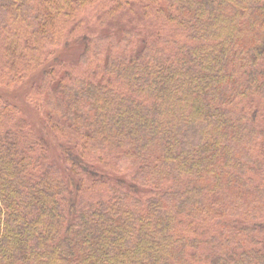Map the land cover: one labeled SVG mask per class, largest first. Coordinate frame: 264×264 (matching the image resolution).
<instances>
[{
    "label": "trees",
    "instance_id": "1",
    "mask_svg": "<svg viewBox=\"0 0 264 264\" xmlns=\"http://www.w3.org/2000/svg\"><path fill=\"white\" fill-rule=\"evenodd\" d=\"M36 72L39 134L0 95V264H264V0H0V86Z\"/></svg>",
    "mask_w": 264,
    "mask_h": 264
},
{
    "label": "rangeland",
    "instance_id": "2",
    "mask_svg": "<svg viewBox=\"0 0 264 264\" xmlns=\"http://www.w3.org/2000/svg\"><path fill=\"white\" fill-rule=\"evenodd\" d=\"M83 18H85L88 22V24L90 26H92L93 31H95V33H97L98 36L100 37H104V36H109L111 35L110 33V27H105V29L103 27H99L98 25L100 24L99 20L97 19V17L94 16V12L92 9L87 10L84 13ZM121 34V30L117 29L115 30V38L112 39H119V35ZM101 43H103V41H101ZM82 52V46L79 45L76 48H74L71 51L68 52H64V54H60V57L58 56V59L55 60L53 57H51L50 60H48V63L46 64V67L49 68H53L55 70H57L59 73H61L62 71H64V69L61 66H65V68H69L70 66L75 67L77 70V72L79 74H84V70H83V65L79 62V56ZM41 79H42V75L40 74V72H36L32 75V77L28 78L26 81H24L22 84L17 85V86H11V87H6V86H0V95L3 99L11 102L12 104L16 105L17 108L20 111V117L27 122V124L29 125V129L31 130V132L36 134H39V131L41 129L42 126V122L44 121L42 119V106L41 103L36 99L33 98V95L31 96V98L29 99L28 95H30V92L32 91V87H39V85L41 84ZM34 89V88H33ZM35 91V92H34ZM34 93H39L36 89H34ZM36 95V94H35ZM39 102V103H37ZM44 102V101H43ZM49 140H50V147H51V156L56 157L53 160H55V162H58V155L60 152L59 149V144L56 142V139L52 136L49 135ZM263 162V161H262ZM264 164V162H263ZM255 182H259L262 181L264 182V179L262 180V178L260 176L258 177H254Z\"/></svg>",
    "mask_w": 264,
    "mask_h": 264
}]
</instances>
